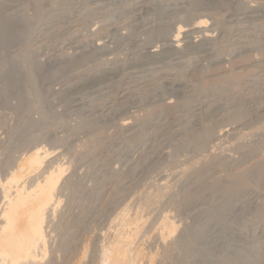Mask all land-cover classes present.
Masks as SVG:
<instances>
[{
    "label": "bare ground",
    "instance_id": "1",
    "mask_svg": "<svg viewBox=\"0 0 264 264\" xmlns=\"http://www.w3.org/2000/svg\"><path fill=\"white\" fill-rule=\"evenodd\" d=\"M30 1L34 3L36 20L49 21L48 23H45L46 30H44L47 33L53 29V25L65 22V19L67 18L66 14L68 13L69 15V12H67L68 9H65V6L70 3L69 0H65L68 2H66V5L60 1L62 5L60 4L57 9H52L46 12V5L53 0H0V69H2L0 70V98L5 95L8 88L16 87L19 91L21 90L20 92L18 91L20 97L22 95L21 100L23 99V95L26 93L39 94L38 98L42 99L40 89L36 84V77L42 72L43 67L39 64V62L35 61V54L31 51L32 49L30 50L31 46L29 45V42L31 40H29V36L23 38V40L25 39V43L29 46L27 45L26 50L19 58L16 56L18 59L7 54V50L9 49L11 43L21 38V25L26 19V16H24L25 13L22 10L10 13L7 8L8 2H14L13 4H16L18 7V5H24L26 2ZM84 1V3H86V0ZM89 1L91 0H88V2ZM95 2H97V4L100 3L104 5L103 8L107 6H113L114 8V6H116L120 12H118L119 15H137L138 12L143 9L147 10V8H149L148 10H150V8H152L155 14V16L152 14V17H156L154 18L155 23L153 25L151 24L150 26H145V29L143 28V34H145L146 40L144 39L143 43L138 41L132 42L131 52L129 53L131 55L129 59L126 60L124 65L119 64V60L108 61V66L105 65L106 62L103 63L104 61H99L102 57L101 55H104L105 51H108L105 47V42H107V40L104 41L103 37H99L96 47L97 52L94 50L91 53L89 52V54H83L77 59H68L56 70L57 74H63L66 76L65 86L70 85L68 83H71L73 79L77 81L76 83V81L73 80L76 83L75 84L73 82V85L75 84L74 86L65 87V92L61 93L62 96L60 99L67 105H65L66 115L67 113L69 114L73 112L82 119L81 124H79L81 133L82 130H86V133L83 132L84 135L94 134V132L97 134L96 131L102 129V127H106L108 124L111 126L114 119L118 118L117 121H119V123L116 124L119 125V127H117L120 129L118 132L121 133V135H119V140L121 139L125 143L122 148L120 147L119 151L117 150L118 152H116L117 154L114 159L118 157V159H121V163H123L122 159H130V153L131 150H133L132 147H136L138 144H141V142L142 144L145 143L149 150L147 153L145 152L146 154L144 153L142 156V163L140 162L141 166L143 165L144 167H139L140 169L142 168V173L144 169L150 168L152 165H161V163L168 161V157L171 156L168 154L166 149L171 150L174 156H177L182 151L185 152V150L193 151L196 155V151L198 152L199 150H205L204 148H209V143L214 144L215 142L217 143L218 141H222L224 138L226 139V137L229 138V136L231 137L239 131L245 130L246 128L248 129L251 126L250 124L255 121L259 122L261 119H264L263 95L261 97H244L241 93L232 91L229 80H224L225 82L221 83L218 82L219 84L217 83L209 87L204 86V82L202 83L206 77H218L228 72L227 69H224L216 73L217 70L215 71L214 69H223V67H225V65L232 60L234 62V60L239 59L244 55H246L244 57H247V55L249 57L254 54V52L264 50V0H253L251 4H249V1L247 3L246 0H95ZM129 2L130 5L128 7L127 5ZM80 3L82 6L85 5L83 2ZM69 8L71 7L69 6ZM69 10L71 11L73 9ZM221 12L223 13L221 15L222 17H218V13ZM104 15L105 17L103 19H107L108 22H113V19L117 16V14H114L112 11ZM132 17L134 16H131V18ZM29 27H32L31 24ZM105 28L108 29L106 26ZM32 29L30 31L31 33ZM119 31H121V29H116L114 33L116 38L114 39H118L120 41L121 38H123L122 35L124 33L121 34ZM103 33L99 34L103 35ZM66 36L67 35L64 33L61 35H54L53 39L55 41H59L66 38ZM106 37L107 35L105 38ZM115 44H117V41ZM119 44L116 48H112V50L115 49L114 52L116 49H119ZM252 57H254V55ZM258 59L250 60L245 64L237 63L234 65L235 72L237 71L238 73V71L241 70H249V68H257L264 65V57ZM89 61H96V64L98 63L96 68H91L87 71L84 70V72H80L79 75L77 74L70 77V68L79 66L80 69V66L82 67V65ZM21 63H25V70H22L23 72L19 71ZM100 65L104 67L97 70V67ZM197 74H200L202 77V80L199 81L198 85L196 81V78L198 77ZM258 75L259 74L253 76L251 75L252 77L244 80V85H246L247 88L249 87L257 90L262 89L264 91V86L262 85L263 83L261 84L262 81L259 80L258 77L260 76ZM45 77L50 76L49 74H46ZM101 85L106 86L107 92L109 93H107L108 97L112 95L108 100L109 102L107 101L108 103L105 105L107 110L106 114H103L102 111L99 113L98 109H96V104L94 105L96 100L104 95L102 93L105 91L102 92V90H100V87H102ZM221 90L226 92L228 96L225 95L227 97L224 98L230 99V102H228L227 99V102H225L222 100V96V98L218 96L220 98L218 101H215L217 103H214L215 105L211 108L208 107V105L211 104L210 101L215 99V96H217ZM112 92H114V94H111ZM83 93L86 94L84 97L85 99L81 96ZM170 97H172V100ZM173 97L176 98V102L174 101L175 103H172L174 100ZM125 99H129V102H126ZM21 103L22 105L20 106L23 109L29 106V101L27 99L25 100V98L23 102L21 101ZM155 105L160 106H157V109H153L151 113L149 112L150 115L148 113L149 116L147 118H143V120L141 119L140 121L138 120L136 123L130 120L129 115L131 114V116H133L132 112H134L135 115V111L137 113L138 110L148 109L149 111L151 107L155 108ZM223 112H229L228 114L226 113V121H231V123L232 121L240 122L237 124L235 122L232 125H224L223 123L226 121H224L222 116L221 118L224 121H222L223 123L221 122L220 124V122H217L219 125L212 124L215 123L216 120H219L217 118ZM125 115H128L129 117L126 116V118L124 117ZM24 121L25 125L23 127L19 128L17 126V130L20 135L19 142L16 146H26V144H28V146H26L27 148L24 152L22 151L23 153L19 157L17 163L6 170L4 175H2L3 177L0 178V189L2 190L0 204L3 203L0 211V264H41L44 262L42 257L44 255L47 256V252L45 253V250L50 246H48V238H50L48 235L50 232L47 231V226L48 223H50V219L53 218L52 215L57 212L59 202L61 201L60 197L63 196L60 192H58L60 191L58 188L59 181L62 179V175H64L63 171L66 169V164L64 165L62 162L59 163V157L62 156L61 154H63V151L56 155V152L58 151L55 150L56 152H54V149L50 150L45 146L42 147L40 146L42 144L35 142L36 139H33L32 136H28L29 130H40L46 127L47 122L45 118H42L39 121H34L29 118L24 119ZM76 125L79 127L78 124ZM253 126L254 125H252V127ZM53 136L50 135L48 139L56 142V137ZM76 136L74 135V140L76 137V140L79 141L80 136L78 134ZM222 142L225 143L224 141ZM110 146L111 145L98 153H94L86 162H83V160L81 163L95 164L98 160L95 163L94 160H96L98 156H104L106 158ZM137 148H139V146H137ZM201 152L203 153V151ZM109 154L110 153H108V155ZM114 154L115 153H113V155ZM111 155L107 157L112 158L113 155ZM201 155L202 154H200L199 157ZM249 156L248 158H250ZM83 157H85V155H83ZM225 158L226 157H224V159ZM228 158L231 157L228 156ZM190 159L191 158H189V160ZM230 160L231 159L228 161L226 159L229 164ZM113 161L114 160L109 162L112 164ZM127 161H131V159ZM47 162L49 166H51L52 163H54V166L56 163V166L54 168L50 167L46 170H41L43 171V173L39 172L41 178L39 175L38 177H35V173H37L42 165ZM107 162L103 161V164ZM99 163H96L95 165H98ZM103 164L101 163V166ZM134 164L135 162H132V164L130 163L127 166L130 168L129 171L133 178H135L134 174L136 173L135 166L138 168V163H136L137 165ZM221 164L223 163L221 162ZM163 166H165V164ZM103 167L98 169L93 166V169L96 168L101 171V168ZM213 167L215 166L213 165ZM109 169L110 168H108L106 173L109 172ZM94 170H92V172L90 171V173H92L90 177L92 180L94 178L93 181H96V187L88 191L89 193H85L87 191L82 192L84 190L82 188V184L86 181V176L81 177V174L78 175L80 182H75L71 187V184L69 185L71 190L75 189L76 191L81 192L80 196H82L81 199L83 201L84 199H87L85 201H92L93 199L90 197L92 194L93 198H98V194H100L97 189L100 186L98 183L100 177L97 174L99 171L97 170L98 172L96 171L97 173H95ZM200 170L202 171V169ZM207 170L208 169H205L202 171L203 173H201L208 174V172H211V170L206 172ZM75 171V174H77L78 171ZM113 171L108 173V178L109 176H117V174L120 173L117 172L116 174V171ZM80 172L82 171L80 170ZM195 173L188 175V178L181 185V191L184 194L182 197V205L185 209L192 207V203L189 202L192 195L198 194L201 189H206L212 186L211 184L205 183L207 181L206 179L209 178L208 176H206V179L204 178L206 181L202 178L204 183L202 181L201 184L198 185L197 183L194 185V183L200 179L198 177H201L199 176L200 174ZM101 175L105 176L102 173ZM234 175L235 174L233 173V176ZM237 176L236 178L234 176V179H232L233 177H229L227 181L225 179L223 183H220V187H223L222 189H224L222 200L215 205H211L208 208L206 207L203 211V218L197 222L192 229L181 230L180 234L171 242L168 241V238H170L175 231L177 233V230L180 227L179 224L182 222L180 221L182 218L177 224L175 219L172 218L174 216H164L163 212L165 211H163L162 215L164 216L163 219L164 222H166L167 227L160 229L161 231L157 234H152L153 236L155 235V237H153L154 245L151 244L153 245L151 249L155 246L162 249L164 252L170 251L169 249H177L180 252V257L177 258L176 261L177 264H264V161L256 163L252 169H249L247 172L245 171L244 174ZM81 178L84 179V182H82ZM130 178L132 177L130 176ZM88 179L89 178H87V180ZM165 179L166 178L161 175L158 180L161 183ZM124 180L122 183H125ZM141 181L142 180H139V183H141ZM122 183L121 187L119 186L120 192L129 184L128 183L126 185V183ZM251 183H253L252 185L258 184L260 188L258 189L256 187L257 189H255V186L250 187L249 185ZM72 187L74 188L72 189ZM99 189L101 190V188ZM215 190L218 189H210V191ZM125 192L127 193L126 190ZM128 192L130 193L131 191ZM130 194H132V192ZM205 200L206 199L204 198L202 199V201ZM114 202L112 200L111 204L113 205L116 203ZM69 207L70 205L68 208ZM112 208V206L107 207L105 213L103 211L102 214L96 216L98 217L99 224H105V221L110 219V216L114 213ZM94 210L96 209L90 211L89 216H93L95 214ZM96 214H98V212ZM62 221L66 223L64 219ZM98 234L93 245L95 247H97L98 241H100L101 238V235ZM63 235L65 236L62 240L63 243H65L64 240H66L68 236L66 234ZM115 250H117L116 247ZM119 251L120 249L118 248V251H116V255L118 257L113 251V254L116 256V261H114L113 264L130 263V261H128L129 254L126 252L120 255ZM154 255L150 260V264H156L153 261L155 260ZM108 256H106L108 258L107 260L103 258V260H106L105 263L103 261L104 264H107L110 261L109 257L111 255L109 257ZM115 256L113 257L115 258ZM93 260L94 259H92V261ZM112 262L113 261H110L111 264ZM159 262L161 263V261ZM159 262L157 264H160ZM165 262L166 261L164 260L163 264H165ZM91 263L92 262H90V264Z\"/></svg>",
    "mask_w": 264,
    "mask_h": 264
},
{
    "label": "rangeland",
    "instance_id": "2",
    "mask_svg": "<svg viewBox=\"0 0 264 264\" xmlns=\"http://www.w3.org/2000/svg\"><path fill=\"white\" fill-rule=\"evenodd\" d=\"M60 1H61V3H65V5H66L67 1H65V0H58V1L53 0L49 4L46 5L47 8H45V12L50 11L52 9H57L58 6H60V4H61ZM246 1H247V3L249 1V4H251L253 2V0H246ZM14 2H8V5H7L8 11L10 13L11 12L14 13V12H17L18 10H22L25 13L24 16H26V19L21 25L22 26L21 27V30H22L21 38L14 41L13 43H11V45L9 46V49L7 50V54H9V56H11V57L14 56L13 58L18 59L23 54V52L26 50L27 45H28L25 43V39L23 40V38L26 36H29V38H30L29 40H31L30 41L31 43L29 42V45L31 46L30 50L32 49L31 51H33V53L35 54V58H36L35 61L39 62V64H41L43 67L42 72L39 73L36 77V84L38 85V87L40 89V95H41L42 99L38 98L39 94L37 95L35 93H26L25 95H23V99L21 100L22 95L20 97V94H19V92L21 90L19 91L16 87L15 88L14 87L8 88L5 95L2 98H0V178L3 177L2 175H4V172H6V170H8L9 168H11V166H13L15 163H17V161L19 160V157L24 152V150L27 148L26 146H28V144H26V146L25 145H22V146L17 145L16 146V144H18V142H19V135H20L19 131L17 130V126L19 128L23 127L25 125L24 119L30 118L31 120L39 121L40 119L45 118V120L47 122L46 127L42 128L40 130H38V129L29 130L28 136H32L33 139H36L35 142L42 144L40 146H42V147L45 146L46 148H48L50 150L54 149L53 150L54 152L58 151V152H56V155L63 151L62 152L63 154H61L62 156L59 157L60 158L59 163L62 162V164H64V165L66 164L65 165L66 169L63 171L64 175H62V179L59 181V185H58V188L60 189V191H58V192H60L61 195H63V196L60 195L61 201L59 202L57 212H55L54 215H52L53 218L50 219V223H48V226H47L48 227L47 231L50 232V233L48 232L49 233L48 237H50V238H48V241H49L48 246L49 245L50 246L47 247V249L45 250V253L47 252L48 254L46 253L47 256L44 255L42 257L44 262H42V259H41V262H42L41 264H85V263L90 264V262H92L91 264H104L106 262V260L108 259L106 256H108L109 253H110L109 256L111 255L110 257L108 256L110 258L109 260L113 261L112 262V264H113L114 261H116V256H117L116 251H118V248L120 249V251H119L120 255H122L126 252L129 254L128 255L129 256L128 261H130V263L127 262V264H136V263L137 264H150V260L154 254H155L154 255L155 260H153V261L156 264L159 261H161V263L159 262L160 264H163L164 260L166 261L165 264H177L176 263L177 258L180 257V252L177 249H175V248L169 249L170 251H167V252H164L162 249H159L156 246L153 248L155 250L151 249V247L154 245L153 244L154 243L153 237H155V235L153 236L152 234H154V233L157 234L159 231H161L160 229L167 227V224H166V222H164V219H163V217L165 215L166 216L168 215L169 217L174 216L172 218L175 219L177 224L180 221H182L179 224L180 227L178 226L179 228L177 230V233L175 231V233L170 238H168V241L171 242L172 240H174L175 237H177L180 234L181 230L192 229L195 226V224L203 218V216H204L203 211L206 209V207L208 208L211 205H215L222 200V195L224 194V189H222L223 187H220V183H223L225 179L227 181L229 179V177L230 178L233 177L232 179H234V176L236 178L237 175L244 174L245 171L247 172L249 169H252L256 165V163H260V162L264 161V119L263 120L261 119L259 122L255 121L254 123L250 124L251 126L248 129L246 128L245 130L237 132L238 133V134L236 133L237 135L234 134L233 136H231L233 139L230 136H229V138L228 137H226V139L224 138L222 141H224L225 143H223L222 141H218L217 143L215 142L216 144L215 143L214 144L209 143L210 149L207 147V148H204L205 150H199L200 152L196 151L195 152L196 155L194 154L193 151L185 150V152L184 151L180 152L179 153L180 155L178 154L177 156H174L171 150L166 149L168 154H170V156H171V157H168L169 162L168 161L163 162V163H161V165L159 164L160 166L159 165H155V166L152 165L154 168L150 165L153 169L151 167H150L151 169L146 168L142 171V173H141V169L144 168L143 165L141 166L142 156L144 155L145 152L147 153V151L149 149L145 143L142 144V142H141L142 145L138 144L137 146H139V148H137V146L132 147L133 150H131V153H130L131 154V157H130L131 161L135 162V164L138 163V168L135 166L136 173L134 174L135 178H133V176L130 174V171H129L130 168L127 167L130 163L132 164L131 161H127L130 159L129 158L124 159L125 161L122 159L123 163H121V159H118V157L114 159V157H116V154H117L116 152H118L120 147L122 148L124 146V143H125L121 139L119 140V138H120L119 135H121V133L118 132V131H120V129L118 128L119 125L116 124V123H119V121H117L118 118L114 119L113 124L111 123L112 124L111 126H110V124H108L106 127H102V129H99L98 131H96L97 134L94 132V134L92 133V134L84 135L83 132H85L86 130H82V133H81V129H80L79 124H81L82 119L76 113H73V112H71L69 114L67 113V115H66L65 114V111H66L65 105L66 104L63 103L62 100L60 99L62 96L61 93L65 92V87H67V86L72 87L77 83V81L73 79L74 81H76V83H75L71 79L72 80L71 83H68L70 85L65 86L66 76L63 74H57L56 70L60 67V65L64 64L65 61H67L68 59H72V58L77 59L80 56H82L83 54H87V53L89 54V52L91 53L94 50L96 51V47H97V43L99 41L98 40L99 37H103L104 41L107 40V42H105V47L108 50V51H105V53L103 52L104 55H101L102 57L100 56L101 59L99 61L100 62L104 61L103 63L106 62L105 65L108 66L107 63H109L110 61L119 60V64L124 65V63H126V60H128L130 55H131L129 53L131 52L132 42L138 41V42L143 43L144 39L146 40V36H145V34H143V30L146 28L145 26H148V25L150 26L151 24L153 25L155 23L154 18H156V17H152V14H153V16H155L152 8H150L151 11L148 10L149 8H147V10L143 9L142 11L138 12L137 15H131V16H134L131 18L130 14H122L123 17L121 14L119 15L120 12L116 6H114V8H113V6H107V7L103 8L104 5H102L100 3L97 4V2H95V0H91L89 2H88V0H86V3H84L85 2L84 0H81V1L69 0L70 3L67 2L69 5L67 4L65 6L66 7L65 9H68V11L67 10L66 11L69 12V15L70 14L71 15L69 16L68 13L66 12L67 18L65 19V22L53 25L52 26L53 29L51 28L52 30L47 33L45 31L46 30V24L45 23L46 22L48 23L49 21L36 20V18H35V7H34L33 2H31V1L26 2L24 5H18V7L16 4L15 5L13 4ZM80 2H83L85 5L83 4L84 6H82V4ZM129 5H130V2L128 3L127 6L129 7ZM69 6L71 8H69ZM110 7H111V9H110ZM69 9H73L74 11L71 10L73 13ZM84 10L86 11V13ZM110 11L114 12V14H117V16H115L117 19L115 18V19H113L114 20L113 22L109 21L110 22L109 23L107 19H103V18L105 17L104 14H106ZM151 12H153V13H151ZM218 14H219L218 17H222L221 15L223 13L221 12ZM100 20H102V21H100ZM27 23H30L32 27H29L30 24H27ZM105 26L108 27V29L105 28ZM121 27H123V28H121ZM28 29H30V30H28ZM31 29H32V33L30 32ZM116 29H121V31H119V32L121 34L124 33L122 35L123 38H121L120 41L118 39H114V38H116L114 35ZM98 32L100 34H102L103 32L104 33H103V35H100ZM63 33L66 34L67 36H69V35L70 36L69 37L66 36V38L59 40V41H55L53 39L54 35L55 36L59 35V34L61 35ZM93 34H95V35H93ZM104 34L107 35L106 38H105L106 35H104ZM129 35H130V37H129ZM75 37H77V38H75ZM85 38L88 40H86ZM263 40H264V38H263ZM62 41L64 42V44ZM116 41H117V44H115ZM119 43H121V44H119ZM118 44L120 47L118 50L116 49L117 52L116 51L114 52L115 49L112 50V48L113 47L116 48ZM73 46H74V48H73ZM109 49L112 50V53H111V50H109ZM253 55H254V57H252ZM244 56H246V55H244ZM244 56H242L239 59L234 60V62H233V60L230 61L228 64L225 65V67H223V69L222 68L214 69L215 71L217 70L216 73L220 72L221 70H224V69H227L228 72L223 74V75H220L218 77H208V78L206 77L205 79L203 78L204 80L202 81V83L204 82L203 83L204 86L209 87L211 85L217 84L218 82L221 83V82H225L224 80H229L232 91H234L236 93L239 92L244 97H249V96L250 97H255V96L261 97L262 95L264 96V94H263L264 91L262 89L257 90V89H252L249 87L247 88V86L244 85V82H245L244 80L249 79L253 75L259 74L258 76H260V77H258V78L260 81H262L261 84L263 83L262 85L264 86V74H263L264 73L263 72L264 71V65L257 67V68L252 67V68H249V70L248 69L241 70L242 72L238 71V73H237V71L235 72V70H234L235 69L234 65H236L237 63L245 64V63H248L250 60H256L258 58H260V59L263 58L264 57V50L254 52V54L250 55L249 57H248V55H247V57H244ZM249 58H251V59H249ZM95 64H96V61H93V62L89 61V62L84 64L85 66L84 65H82V67L80 66V69H79V66L72 67V68H70L71 70L69 72V75H70V77H73L77 74L79 75L80 72L81 73L84 72V70L87 71L88 69H91V68L94 69V68H96L98 63L96 65ZM3 67H5V66H3ZM101 67H104V66L100 65L99 67H97V70L98 69L100 70ZM0 70H2V69H0ZM22 70H25V63H21L19 66V71L23 72ZM46 74H49L50 77H45ZM197 75H198V77L196 78V81H197V85H198L199 81L202 80V77L200 74H197ZM218 78H219V80H218ZM73 82L75 83L74 85H73ZM0 83H1V80H0ZM212 83H214V84H212ZM238 85H240V86H238ZM101 86L103 88L100 87L101 88L100 90H102V92L105 91L102 93L104 95L102 97H100L98 100H96L94 105L96 104V109H98L99 113L102 111L103 114H106L107 110L105 108L106 107L105 105L109 102L108 100L110 99V97L112 95H110V97H108L107 96L108 92H107L106 86L105 85H104L105 87L103 85H101ZM98 90H99V88H98ZM245 91H247V92H245ZM111 94H114V92H112ZM85 95H86L85 93H83V95H81L83 99H85L84 98ZM225 95H227L226 92H223V90H221L217 94V96H215V99L210 101L211 104H209L208 107L211 108L213 105H215L217 103L215 101H218L221 96L223 98L228 96V95L227 96H225ZM166 96H169V95H166ZM218 96H220V97H218ZM24 98H25V100L27 99L29 101V106L25 109H23L20 106V105H22L21 101L23 102ZM170 98L172 100V97H170ZM223 98H222L223 101L230 102V99L224 98L225 99L224 100ZM173 99L174 100L172 101V103H175L176 98L173 97ZM226 99H227V101H226ZM125 100H126V102H129L128 101L129 99L128 100L125 99ZM157 106L159 107L160 105H157ZM157 106L155 108L151 107L149 109V111H148V109L138 110L137 113L135 111V115H134V112H132L133 116H131V114L129 115L130 120L132 122L136 123V122H138V120L140 121L141 119L143 120V118L144 119L147 118L150 115V113L153 111V109H157ZM148 113H149V115H148ZM226 113L225 112L221 113L217 118L219 120L218 121L216 120V122L212 123V124L219 125L217 122H220V124H221V122L223 121L222 118H224V121H226L225 118L229 112L227 114ZM224 114H226V115H224ZM126 116L129 117L128 115H125L124 117H126ZM235 122L236 121H232V123H231V121H226L223 124L224 125H227V124L232 125ZM238 122H240V121H237L236 124ZM76 124H78L79 127ZM209 124H211V123H209ZM252 125H254V126L252 127ZM108 126H110V127H108ZM15 129H16V131H15ZM177 129H179V128H177ZM79 130H80V133H79ZM53 134H54V136H53ZM77 134L80 136L79 141L76 140ZM81 134H83V135H81ZM50 135L53 137H56V142L48 139L50 137ZM74 135L76 136L75 137L76 142L74 140ZM45 136H47V137H45ZM58 140H60V141H58ZM73 140H74V142H73ZM114 140H115V142H114ZM116 142H118V143H116ZM55 143H57V144H55ZM92 144H93V146H92ZM109 145H111L112 147L111 146L109 147L108 153H110V154L108 155V153H107V156H110L111 154L113 155V153H115L112 158L107 157V156H106V158L104 156L103 157L98 156L96 158V160H94V163L98 160L96 163H99V161H100V163H99L100 166H99V164L95 165L96 163L95 164L83 163V162H86L89 159V157L92 156L94 153H98L101 150L106 149ZM201 151H203V153ZM132 152H133V154H132ZM200 154H202V155L199 157ZM214 154H216V155H214ZM83 155H85V157H83ZM228 156L231 158H228ZM248 156L250 158H248ZM187 157H189L191 159L189 160V158H187ZM224 157H226V158L224 159ZM106 159L108 160V162ZM111 159L114 160L112 163L113 165L111 164V162H112ZM226 159L228 161H229V159H231L232 162L230 160V164H232V165H230L229 162L226 161ZM246 159H247V161H246ZM81 161H83V162L81 163ZM103 161L107 162V163L103 164ZM109 161H111V162H109ZM118 161H119V163H118ZM126 162H128V163L130 162V163L128 164ZM221 162L223 164H221ZM233 162H234V164H233ZM101 163L104 165V167H103V165L101 166ZM109 163L111 164V166ZM105 164H107V165H105ZM164 164H165V166H163ZM213 165L215 167H213ZM55 166H56V163H55ZM55 166H54V163H52L51 166L48 165V162L44 163V165H42V167L37 171V173H35L37 175V176L35 175V177H38V175H39V177L41 176L39 173V172L43 173V171H41V170H46L50 167L54 168ZM93 166L97 167L98 169H100V167H103L104 170H103V168H101V171L96 169V168H94L95 169L94 170ZM105 166L107 169L105 168ZM111 167H114V168H111ZM139 167H142V168L140 169ZM108 168L111 169V170L109 169L108 173H111L113 170H114L113 172L116 171V174H117V172L118 173L120 172V173L117 174V176L116 175L109 176V178H108V173H106ZM200 169H202V171L205 169H208L209 171L211 170V172H208V170H207L206 172H208V174L204 173L205 174L204 175V174H202L203 172ZM75 170L78 171L77 174H75V172H76ZM80 170L82 172H80ZM92 170H94L95 173H97L98 171L100 172V173L99 172L97 173L98 176L100 177V179L98 180V183L100 185L99 188H101V190L99 188H97L99 190V191L98 190L97 191L100 194H98L99 195L98 198H93V194H92L90 196L93 199V200L90 199L92 201H85L87 199H84V201H83L81 199L82 196H80L81 192L73 189L74 187H72L73 190H71L70 187L73 186V184L75 182H80V180H79L80 178L78 175L81 174L80 175L81 177L86 176L87 178H89L87 180V178L85 177L86 183L84 182V179L81 178L82 182H84L83 184L85 185L84 186L81 183L82 188L84 189L82 192L87 191L85 193H89L88 191H90L96 187V185H95L96 181H93L94 178L92 180L90 177V175L92 174V173H90V171L92 172ZM137 172H139V173H137ZM159 172L161 173L162 176H164L166 178L164 181H162L163 183L162 182L160 183V181L158 180L159 177L161 176ZM198 172H200V173H198ZM101 173L105 176H102ZM194 173L200 174L199 176H201V177H198L200 179H198V181L195 182L194 185L197 183L199 185L202 183L203 180L204 181L207 180L205 183L211 184L212 186L209 188H206V189H201V191L198 194L192 195V197L190 198V201H189L192 203V207L185 209L182 205V203H183L182 197L184 196V194L181 191L182 190L181 185L188 178V175L194 174ZM233 173L235 174L234 176H233ZM138 174H140V175H138ZM229 174H232V175H229ZM158 175H159V177H158ZM223 175H225V176H223ZM72 176H73V178H72ZM130 176L132 178H130ZM206 176H208L209 178H207ZM112 177H113V179H112ZM202 178H203V180H202ZM204 178L205 179L207 178V179L205 180ZM232 179H230V180H232ZM71 180H72V182H71ZM123 180L126 183V185L128 183L129 184L126 186V188L124 190H121V192H120V187H121V183ZM128 180H129V182H128ZM139 180H142L141 183H139ZM137 181H138V184H137ZM204 181H203V183H204ZM125 183H122V184H125ZM134 183H135V186H134ZM252 184L253 183H251L249 186L250 187L255 186L254 187L255 189L260 188L258 184H257L258 186L256 184L255 185H252ZM61 185L64 187H62ZM69 185H70V187H69ZM138 185H140V186H138ZM133 187H134V189H133ZM211 188H215L218 190L210 191ZM125 190L127 191L128 194L125 192ZM1 191L2 190L0 189V192ZM128 191H131L132 194H130L131 192L129 193ZM1 194H2V192L0 193V197H1ZM129 194H130V196H129ZM118 195H119V197H118ZM120 197L122 198V201H121ZM203 198L206 199L205 200L206 202L202 201ZM112 200H113V202L114 201L116 202V203L114 202L115 204H113V205L111 204ZM0 202H1V200H0ZM2 204L3 203L0 204V211L2 209ZM69 205L71 208L70 207L68 208ZM120 205H122L123 207ZM111 206L113 207L112 209H113L115 214L113 213L110 216V219L105 221V224L104 223L99 224L98 217H96V216H99L100 214H102L103 211L105 213V210H107V207H111ZM93 209H96V210H94L95 214L93 216L92 215L89 216L90 211H92ZM163 211H165V212H163ZM97 212H98V214H96ZM162 212H163L164 216L162 215ZM177 214H178V216H177ZM175 215H176V217H175ZM63 219L66 221V223L64 221H62ZM59 224H60V226H59ZM51 230H53V231H51ZM63 234H66L68 236L66 238V240H64V242L66 244L63 243V240H62L63 237L65 236ZM97 234L101 235L100 236L101 238H100V241H98L97 247H95L93 245H94ZM56 236H57V238H56ZM151 244H153V245H151ZM115 247L117 250H115ZM169 248H172V247H169ZM156 249H157V251H156ZM85 250H87V251H85ZM113 251H114V254L116 256L113 254ZM156 252H157V256H156ZM105 254H107V255H105ZM117 254H118V252H117ZM112 255L115 256V258ZM103 258H105L106 260L105 259L103 260ZM92 259H94V260L92 261ZM162 260H163V262H162ZM103 261H104V263H103ZM110 261L108 263H110ZM135 261H137V262H135ZM131 262H133V263H131Z\"/></svg>",
    "mask_w": 264,
    "mask_h": 264
}]
</instances>
